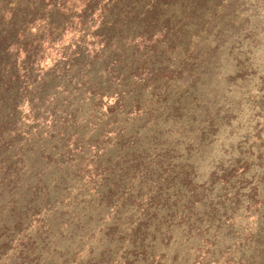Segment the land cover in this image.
Here are the masks:
<instances>
[{"label": "trees", "instance_id": "16d2710c", "mask_svg": "<svg viewBox=\"0 0 264 264\" xmlns=\"http://www.w3.org/2000/svg\"><path fill=\"white\" fill-rule=\"evenodd\" d=\"M6 1L0 256L90 244L80 264H264V96L241 109L262 77L237 59L243 86L219 103L169 66L212 0L180 16L191 0Z\"/></svg>", "mask_w": 264, "mask_h": 264}, {"label": "rangeland", "instance_id": "374dc122", "mask_svg": "<svg viewBox=\"0 0 264 264\" xmlns=\"http://www.w3.org/2000/svg\"><path fill=\"white\" fill-rule=\"evenodd\" d=\"M211 2L208 3L206 13L199 18L200 25L194 24L188 28L190 33L181 40L183 45H179L180 47L176 49L169 66L183 70L182 76L184 73H189L191 79L197 81L201 87L198 99L215 95L214 90H224L223 93H218L216 98L219 103H222L227 100L228 87L233 94L240 86H243L240 80L234 82L228 78L238 71L237 59L248 56L247 58L250 59L246 61L245 69L250 66L255 69L256 74L262 77V81H249L244 85L248 88V91H243L244 96L247 97L248 94L250 97L243 99L241 109L250 111L252 105L248 102L251 103L264 96V0H212ZM0 5V16H4L2 8L10 4L6 0H0ZM149 6L150 3L147 2L144 7L148 9ZM194 6V1H189L186 8L183 7L178 11V15L186 13V10ZM176 9H181L180 3ZM227 23L233 24L232 30L226 28ZM229 50L231 54H228ZM219 56H221V61L217 60ZM215 62L217 63L215 74L206 77L208 74L206 68ZM190 69H194V72H189ZM190 80L179 77L173 82L174 100L179 97L182 99L183 95H186V89L190 85L186 83ZM151 92L152 89H148V93ZM195 101L192 102L196 103ZM257 118L259 121L264 120V117L260 115ZM219 148L221 144H218L213 151L215 157ZM54 247L56 245L52 248ZM77 248H79L77 257L73 260L65 259L63 255L55 256V252L43 250L41 264H49L54 259V264H80L88 255L91 247L90 244H86ZM18 253L19 248L13 247L0 256V264H22L23 260L19 258Z\"/></svg>", "mask_w": 264, "mask_h": 264}]
</instances>
